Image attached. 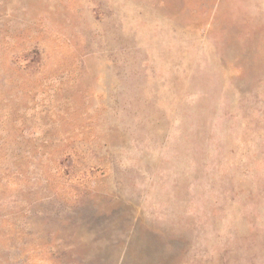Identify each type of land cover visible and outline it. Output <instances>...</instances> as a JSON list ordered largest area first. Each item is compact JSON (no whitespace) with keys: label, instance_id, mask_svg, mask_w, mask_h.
I'll return each mask as SVG.
<instances>
[{"label":"rangeland","instance_id":"374dc122","mask_svg":"<svg viewBox=\"0 0 264 264\" xmlns=\"http://www.w3.org/2000/svg\"><path fill=\"white\" fill-rule=\"evenodd\" d=\"M0 264H264V0H0Z\"/></svg>","mask_w":264,"mask_h":264}]
</instances>
